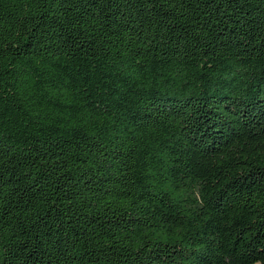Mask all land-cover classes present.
<instances>
[{
	"label": "trees",
	"instance_id": "trees-1",
	"mask_svg": "<svg viewBox=\"0 0 264 264\" xmlns=\"http://www.w3.org/2000/svg\"><path fill=\"white\" fill-rule=\"evenodd\" d=\"M0 264H264V0H0Z\"/></svg>",
	"mask_w": 264,
	"mask_h": 264
}]
</instances>
